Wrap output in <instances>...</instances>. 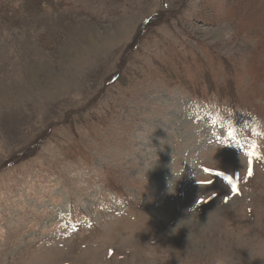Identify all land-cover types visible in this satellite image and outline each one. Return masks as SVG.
<instances>
[{
  "label": "rangeland",
  "instance_id": "374dc122",
  "mask_svg": "<svg viewBox=\"0 0 264 264\" xmlns=\"http://www.w3.org/2000/svg\"><path fill=\"white\" fill-rule=\"evenodd\" d=\"M217 261L264 264V0H0V264Z\"/></svg>",
  "mask_w": 264,
  "mask_h": 264
},
{
  "label": "snow or ice",
  "instance_id": "6c2138e0",
  "mask_svg": "<svg viewBox=\"0 0 264 264\" xmlns=\"http://www.w3.org/2000/svg\"><path fill=\"white\" fill-rule=\"evenodd\" d=\"M256 147L257 146L255 144L252 145V150H250L249 153H248L249 157H253V156H258L259 155L258 152H256ZM249 163L251 164V160L249 161ZM205 171H209V170L208 169H205ZM248 175L249 176L252 175V169H251V167H249ZM224 178H225V180L229 184L232 185L233 190H236V184L233 183V178L232 177H229V176H225Z\"/></svg>",
  "mask_w": 264,
  "mask_h": 264
},
{
  "label": "clouds",
  "instance_id": "9594fccd",
  "mask_svg": "<svg viewBox=\"0 0 264 264\" xmlns=\"http://www.w3.org/2000/svg\"><path fill=\"white\" fill-rule=\"evenodd\" d=\"M173 173H174V172H173ZM174 176H175L176 178H179L175 173H174ZM174 184H175V181H174V180L169 181L168 187H169V190H170V191L174 190ZM217 264H220V262L217 261Z\"/></svg>",
  "mask_w": 264,
  "mask_h": 264
},
{
  "label": "trees",
  "instance_id": "16d2710c",
  "mask_svg": "<svg viewBox=\"0 0 264 264\" xmlns=\"http://www.w3.org/2000/svg\"><path fill=\"white\" fill-rule=\"evenodd\" d=\"M241 29H246V25H242ZM247 29H250V28H247Z\"/></svg>",
  "mask_w": 264,
  "mask_h": 264
}]
</instances>
